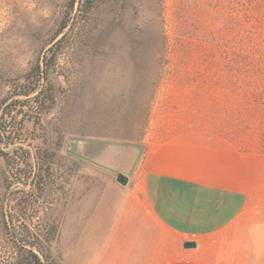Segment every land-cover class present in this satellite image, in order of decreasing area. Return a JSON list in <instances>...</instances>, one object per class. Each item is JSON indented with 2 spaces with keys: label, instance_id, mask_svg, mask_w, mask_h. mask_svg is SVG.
<instances>
[{
  "label": "rangeland",
  "instance_id": "rangeland-1",
  "mask_svg": "<svg viewBox=\"0 0 264 264\" xmlns=\"http://www.w3.org/2000/svg\"><path fill=\"white\" fill-rule=\"evenodd\" d=\"M78 2L0 0V115L64 35L44 82L52 110L17 116L28 136L24 148L48 154L44 198L26 217H46L59 231L66 217H90L105 194L121 189L116 175L68 154L69 139L141 146L132 180L154 119L169 117L172 94L184 87L207 92L241 120L244 133L264 138V0H93L85 13H77ZM65 18L68 27L55 37ZM6 144L0 142V250L8 246L5 181H14L18 169L6 156L18 144ZM69 147L119 173L137 155L133 148ZM66 249L60 237L51 245L55 264L73 256Z\"/></svg>",
  "mask_w": 264,
  "mask_h": 264
},
{
  "label": "crops",
  "instance_id": "crops-1",
  "mask_svg": "<svg viewBox=\"0 0 264 264\" xmlns=\"http://www.w3.org/2000/svg\"><path fill=\"white\" fill-rule=\"evenodd\" d=\"M184 89L154 119L138 174L90 217H66L64 264H264V138Z\"/></svg>",
  "mask_w": 264,
  "mask_h": 264
},
{
  "label": "trees",
  "instance_id": "trees-1",
  "mask_svg": "<svg viewBox=\"0 0 264 264\" xmlns=\"http://www.w3.org/2000/svg\"><path fill=\"white\" fill-rule=\"evenodd\" d=\"M92 1L79 0L77 13H85ZM74 8L73 1L66 11V17L72 15ZM68 25L65 18L55 37L63 35ZM63 39L64 35L48 50L43 61L25 75L24 84L19 86L0 115V142H7L6 146L18 144L17 150L6 155L18 169L17 175H13L14 181H9V178L5 181L2 222L8 246L0 250V264H55L50 247L59 238L58 226L49 223L46 217H38L36 222L33 217H26L33 204L44 198L48 154L40 150L32 153L24 148L28 136L17 122V116L25 110L35 111L36 114H46L52 110L54 97L45 81L48 69L54 63L55 49Z\"/></svg>",
  "mask_w": 264,
  "mask_h": 264
},
{
  "label": "water",
  "instance_id": "water-1",
  "mask_svg": "<svg viewBox=\"0 0 264 264\" xmlns=\"http://www.w3.org/2000/svg\"><path fill=\"white\" fill-rule=\"evenodd\" d=\"M70 143H76V144H87V145H92L94 146H98L99 148H133L136 149L137 151V155L135 156L129 171L127 173H119L118 170L106 167L104 165H101L100 163L94 161L93 159H90L82 154L76 153L74 152L72 149H70L69 144ZM69 144L68 147L66 149V152L78 159H81L83 161H86L92 165H95L109 173H112L114 175H116V182L121 185V186H125L128 182V177L130 176V174L132 173V170L134 169V166L139 158V156L142 153L143 148L141 146H134V145H128V144H118V143H111V142H103V141H94V140H85V139H69Z\"/></svg>",
  "mask_w": 264,
  "mask_h": 264
}]
</instances>
